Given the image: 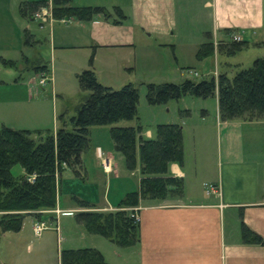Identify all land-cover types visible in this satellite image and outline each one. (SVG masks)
<instances>
[{
    "label": "crops",
    "instance_id": "obj_1",
    "mask_svg": "<svg viewBox=\"0 0 264 264\" xmlns=\"http://www.w3.org/2000/svg\"><path fill=\"white\" fill-rule=\"evenodd\" d=\"M7 1L10 3L11 0ZM22 1L19 0V3ZM49 2L52 5L51 0ZM73 2L102 5L110 10L117 5L123 9L126 18L114 22L113 17L96 14L88 21L73 17L58 19L54 16L40 21L22 16L25 19L23 28L31 38L28 44L40 49L46 45L48 53H39L38 61L47 64L48 71L52 73L58 60L72 65L77 62L72 60L75 54L82 58V53L88 62L94 53L93 67L98 79L114 86L112 82L104 80L103 75L114 71H120L123 75L133 71L135 66L132 61L138 53L139 43H149V49L145 50L147 52L157 42L161 46L177 48V43L187 41L194 43L196 55L203 42L213 41L214 53L201 58L202 64L211 55L230 53L228 48L236 35L241 36L240 40H246V44L250 41L264 44V0ZM5 11L2 13L6 14ZM189 25L192 29L187 31L185 26ZM18 27L14 23L13 30L19 32ZM258 56L262 55L255 58ZM25 58L30 59L28 55ZM84 63L79 67L88 65ZM238 67L241 66L237 64ZM215 72L216 77L221 72L229 73L217 69ZM26 84L29 95L38 90ZM213 96L216 100L213 130L207 126L205 120L209 117V111L204 108L202 123L198 125L201 129L195 132L190 148L184 132L183 161L170 164L171 172L184 179V194L162 202L142 201L137 206L141 218L139 240L124 248L134 251L138 264H264V243L246 242L242 236L243 222L264 239V147L254 144L259 131L253 125L249 127V124H264V118L223 120L219 113L217 92ZM142 133L154 136L150 129ZM261 137L264 139L263 132ZM209 154L216 165L202 166L200 159L203 160L204 156L209 158ZM84 159L86 176H76L67 165L58 175L57 206L65 213L57 215L39 210L32 211L28 216L36 221L39 220L36 214L40 213V219L51 222L50 229L59 234L61 228L58 226V229L57 225L60 216L77 219L76 215L82 211L116 210L118 202L128 191L139 188L142 176L140 165L138 174L129 169L127 172L123 165L124 156L115 151L111 141L108 144L97 141L96 147L85 153ZM103 159L111 164V171L104 168ZM23 172L24 169L20 173ZM113 180L122 183L115 189L117 199L111 197ZM211 185H215L217 190L213 191ZM75 197L90 202L91 207L79 205ZM78 225L81 224L77 221L75 228ZM85 234L77 235L76 241H86Z\"/></svg>",
    "mask_w": 264,
    "mask_h": 264
},
{
    "label": "trees",
    "instance_id": "obj_2",
    "mask_svg": "<svg viewBox=\"0 0 264 264\" xmlns=\"http://www.w3.org/2000/svg\"><path fill=\"white\" fill-rule=\"evenodd\" d=\"M49 0H24L20 4L23 16L33 17L40 5ZM55 18H76L88 21L96 14L113 17L121 22L126 15L120 6L109 9L102 5H79L73 0H51ZM30 41V40H29ZM246 44V40L230 43L228 52ZM213 41L203 42L196 55L199 59L213 54ZM6 63L15 64L12 59ZM13 61V62H11ZM94 53L88 67L77 73L80 88L88 96L68 120L55 132L51 130L14 128L3 124L0 128V236L6 232H20L26 216L32 211L55 208L58 202V175L64 166L71 167L76 176H84V155L92 147L91 127L109 125L114 149L124 156L130 170L140 158V186L128 191L114 211L90 210L79 212L76 217L90 234L101 235L109 241L129 247L139 240V224L126 208L141 201L159 202L184 194V179L170 170L173 161L184 159L183 127L176 122H160L154 136L142 133V125L119 124L122 119L138 116L139 88L133 82L121 87L102 83L93 67ZM36 72L47 71V64L34 66ZM150 103L167 102L191 93L208 97L218 95L219 113L223 120L235 118H264V56L255 58L248 67H238L234 74L219 73L211 77L183 82L164 81L147 84ZM64 117V113H62ZM21 165L24 173L15 174L13 167ZM29 175H34L30 180ZM79 205L89 208L90 202L74 198ZM40 219V213L36 214ZM242 236L246 242L264 243V239L242 222ZM0 264H4L0 261ZM61 264H110L97 248H66L61 251Z\"/></svg>",
    "mask_w": 264,
    "mask_h": 264
},
{
    "label": "rangeland",
    "instance_id": "obj_3",
    "mask_svg": "<svg viewBox=\"0 0 264 264\" xmlns=\"http://www.w3.org/2000/svg\"><path fill=\"white\" fill-rule=\"evenodd\" d=\"M9 2L0 0V128L5 124L14 128L41 129L55 132L59 126H62L64 118L68 120L67 126L72 128L69 119L77 113L78 106L85 101L89 93L80 88L77 72L90 66L89 61L87 62V58L82 53H80L82 58L75 54V57L71 59L77 62L72 65L58 60L53 73L48 70L36 72L34 66L40 62L38 61L39 53H48L46 45L43 49H40V47L28 44L31 38L23 28L25 19L20 12L19 0H11ZM47 6L40 5L34 10L33 17H27L29 19L37 18V11L39 12L42 7ZM48 8L52 11V8L49 6ZM4 11L6 14L2 13ZM37 19L41 21L42 18L39 17ZM14 23L19 26V32L15 29L13 30ZM185 28L189 31L192 26H185ZM158 43L153 44L151 51L147 50V52L145 50L149 49V46H147L149 43L138 44V53L132 61V65L135 66L133 71H127L123 75L120 71H114L103 75L104 77L102 78L107 82H112L116 88L121 87L126 81L132 79L139 88L138 116L132 119H122L119 124H140L143 132H147L150 129L155 135L158 123H179L183 127V135L185 132L190 148V141L195 136V132L201 129L198 125L202 123L204 108L209 111V117L205 120L208 123L206 125L210 126V130H213V118L216 108L214 96L202 97L188 93L180 98H171L167 102L153 104L149 102L147 97V84L149 82L160 83L164 81L181 83L186 78L201 80L202 78L217 75L216 69L220 71L227 70L232 75L237 68V64L241 67H248L253 64L255 56H264V44H255L250 41L249 44H244L236 49L234 53H221L217 56L206 57L204 60L206 62L202 64V61L195 55L194 43L183 41L182 43H177V48L161 46ZM25 55H28L30 59L25 58ZM5 59L14 60L15 64L6 63L5 61L7 60ZM83 62L88 65H83L85 66L83 68L79 67ZM125 77L129 79L126 80L124 79ZM26 83L35 86V88L37 87L38 90H34V94L29 95ZM62 113H64V117ZM251 125L255 126V130L259 131V137H255L254 144L264 147V139L261 137V133H264V124H249V127ZM91 130L93 143L91 151L96 147L97 141L104 144H108V141H111V144H113L109 125H93ZM200 160L203 163L202 166L210 167L216 165L213 164L211 155L209 158L204 156L203 160ZM138 162L137 167L132 169L137 174L139 173L140 158ZM102 163L105 169L111 171L110 163L107 164L105 159H103ZM123 165L127 170L124 160ZM21 170L23 168L19 164L13 167L15 174H20ZM204 171L207 172L205 169ZM85 173L84 175L86 176ZM132 177L135 178L136 176ZM32 178V175H29V179L33 180L34 178ZM121 184L118 180L112 181V198L117 199L118 196H115V189ZM125 184L127 185V183ZM137 206L126 209L132 211ZM45 210L54 212L57 215L65 213V210L59 209L57 205L55 208ZM138 218L139 220H135L140 224L139 213ZM36 221L32 217L26 216L24 226L20 232H6L0 236V261L2 263L61 264V251L63 249L93 246L103 251L104 256H106L105 259L110 264H138V259L132 249L121 247L101 235H89L83 224L75 217H59V225H57L58 229V226L61 228L59 234L56 230L50 229L52 225L48 221L49 229L45 230L41 236H36L33 232ZM77 221L81 225L75 228ZM52 223L56 224V222ZM54 227L56 228V226ZM80 233L87 234H85L87 236L86 241H76V236ZM65 238L67 239L65 240Z\"/></svg>",
    "mask_w": 264,
    "mask_h": 264
},
{
    "label": "built area",
    "instance_id": "obj_4",
    "mask_svg": "<svg viewBox=\"0 0 264 264\" xmlns=\"http://www.w3.org/2000/svg\"><path fill=\"white\" fill-rule=\"evenodd\" d=\"M50 8H51V5H48ZM47 7H42V10L41 11H37L36 13V16H38L37 18H42L41 20L42 21H46L50 18H52V11L51 9L49 10V8ZM234 39L236 40H240L241 39V36L240 35H236L234 36ZM32 177L34 178V175H32ZM32 178V179H33ZM210 188L213 190V191H216L217 190V187L215 185H211ZM42 211H47V210H42ZM56 211H59V210H56ZM133 213L131 214L132 217H134L136 220H139L138 218V208H134L133 210ZM49 229V223L48 221H45V220H38L35 222L34 224V227H33V232L35 233L36 236H41L45 230Z\"/></svg>",
    "mask_w": 264,
    "mask_h": 264
}]
</instances>
